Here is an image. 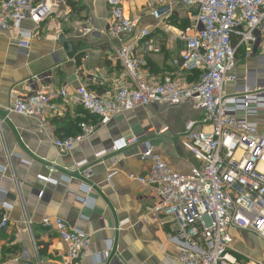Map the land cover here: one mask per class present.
Listing matches in <instances>:
<instances>
[{"label":"crops","instance_id":"crops-1","mask_svg":"<svg viewBox=\"0 0 264 264\" xmlns=\"http://www.w3.org/2000/svg\"><path fill=\"white\" fill-rule=\"evenodd\" d=\"M46 1L50 13L43 21L22 24L32 35L27 52L18 47L15 31L0 32V223L7 221L0 228V264H67L66 246L54 229L42 227L45 218H59L90 236L79 264H179L167 242L175 227L169 221L161 225L141 221L156 199L130 176L144 175L150 169L151 162L141 160L144 146L151 147L175 172L188 173L195 162L183 148L181 135L189 122L200 120L202 111L193 101L176 107L151 104L136 108L113 117L68 155H58L53 145L56 139L74 137L80 133L79 124L98 121L72 97L76 87L83 85L108 97L132 83L113 47L128 45L135 36L109 37L105 0ZM146 3H123L125 16L136 20L138 29H146L161 48L158 54L137 53L145 61L140 77L159 81L172 73L182 85L191 84L197 73L174 69L172 61L184 48L179 31L191 34L192 10L180 9L159 22ZM258 53L248 56L245 50L238 51L232 71L238 81L224 86L225 95H234L244 78L252 89H264V65ZM62 88L69 97L57 96V112L44 115L43 131L35 120L8 112L16 97L57 94ZM248 120L264 132L263 112ZM134 136H141L137 144L97 158L115 143ZM81 162L92 169L89 193L82 190L85 181L76 169ZM111 172L116 174L107 182ZM39 192L44 193L40 199ZM78 196L88 200L87 206L79 203ZM228 234L239 264H264V240L238 229H229Z\"/></svg>","mask_w":264,"mask_h":264},{"label":"built area","instance_id":"built-area-1","mask_svg":"<svg viewBox=\"0 0 264 264\" xmlns=\"http://www.w3.org/2000/svg\"><path fill=\"white\" fill-rule=\"evenodd\" d=\"M124 2L105 0L108 35L111 39L135 36L128 45L113 47L115 58L132 83L117 88L108 97L83 85L76 87L72 97L98 121L79 124L78 135L56 139L53 145L58 155H68L76 144L89 140L117 115L151 104L176 107L195 102L202 117L196 123L189 122L181 135L183 148L195 162L189 172H175L151 147L144 146L141 160L151 162L150 169L144 175L130 176L156 199L146 208L141 221L172 223L175 230L167 242L174 248L179 264H239L232 255L229 229L264 240V132L248 120L264 113V89H252L244 78L245 83L228 97L224 86L238 81L232 71L240 49L248 56L259 52L257 59L264 65V0H147L150 15L159 22L170 19L180 9L192 10L191 34L179 31L177 36L184 42V48L172 61L174 69L197 73L195 80L187 85H182L172 73L159 81L140 77L145 61L138 59L137 53L158 54L161 48L146 29H138L136 20L125 16ZM49 13L46 0H0V32L15 31L18 47L27 52L32 35L24 31L23 22L39 24ZM57 96L66 100L69 94L62 88L57 94L35 92L24 98L16 97L8 112L35 120L39 131H43L44 115L57 112L54 102ZM196 126L199 128L195 129ZM140 139L141 136H134L117 142L97 154V158L126 149ZM76 169L85 181L81 183L82 190L89 193L92 169L85 162L78 163ZM115 174L111 172L107 182ZM43 195L37 193L39 199ZM77 198L81 205L87 206L86 198ZM6 225L7 221L2 219L0 228ZM41 225L54 229L66 246L67 264L81 262L90 245L89 235L59 218H45Z\"/></svg>","mask_w":264,"mask_h":264},{"label":"water","instance_id":"water-1","mask_svg":"<svg viewBox=\"0 0 264 264\" xmlns=\"http://www.w3.org/2000/svg\"><path fill=\"white\" fill-rule=\"evenodd\" d=\"M60 39L62 40V37H61ZM62 44H63V47H65V48L67 47V45H66L65 42L62 41ZM257 45H258V44H256V45L254 46V52H256Z\"/></svg>","mask_w":264,"mask_h":264},{"label":"rangeland","instance_id":"rangeland-1","mask_svg":"<svg viewBox=\"0 0 264 264\" xmlns=\"http://www.w3.org/2000/svg\"><path fill=\"white\" fill-rule=\"evenodd\" d=\"M232 254H233V253H232ZM234 258L236 259V261H237L238 263H240L239 257H237V258H238V259H237V258H236V255H234Z\"/></svg>","mask_w":264,"mask_h":264},{"label":"bare ground","instance_id":"bare-ground-1","mask_svg":"<svg viewBox=\"0 0 264 264\" xmlns=\"http://www.w3.org/2000/svg\"><path fill=\"white\" fill-rule=\"evenodd\" d=\"M230 259V258H229ZM232 261V260H231Z\"/></svg>","mask_w":264,"mask_h":264}]
</instances>
